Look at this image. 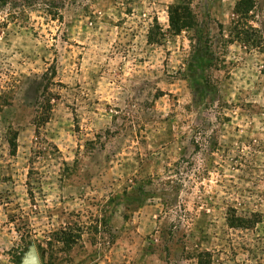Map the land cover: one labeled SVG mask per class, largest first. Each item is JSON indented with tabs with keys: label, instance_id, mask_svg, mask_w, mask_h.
Returning <instances> with one entry per match:
<instances>
[{
	"label": "rangeland",
	"instance_id": "374dc122",
	"mask_svg": "<svg viewBox=\"0 0 264 264\" xmlns=\"http://www.w3.org/2000/svg\"><path fill=\"white\" fill-rule=\"evenodd\" d=\"M31 244L264 264V0H0V264Z\"/></svg>",
	"mask_w": 264,
	"mask_h": 264
},
{
	"label": "water",
	"instance_id": "95a60500",
	"mask_svg": "<svg viewBox=\"0 0 264 264\" xmlns=\"http://www.w3.org/2000/svg\"><path fill=\"white\" fill-rule=\"evenodd\" d=\"M17 264H41L37 249L33 244L29 245Z\"/></svg>",
	"mask_w": 264,
	"mask_h": 264
},
{
	"label": "trees",
	"instance_id": "16d2710c",
	"mask_svg": "<svg viewBox=\"0 0 264 264\" xmlns=\"http://www.w3.org/2000/svg\"><path fill=\"white\" fill-rule=\"evenodd\" d=\"M178 15H176V17H177ZM178 22H179V20H175V22L173 21L172 23H171V26L173 27V29H174V31H177L178 30V28H177V24H178Z\"/></svg>",
	"mask_w": 264,
	"mask_h": 264
}]
</instances>
